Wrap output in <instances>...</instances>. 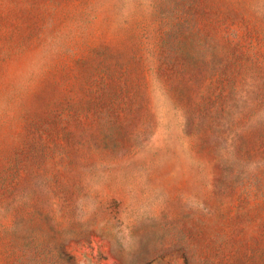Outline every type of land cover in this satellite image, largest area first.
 <instances>
[{
	"label": "rangeland",
	"instance_id": "rangeland-1",
	"mask_svg": "<svg viewBox=\"0 0 264 264\" xmlns=\"http://www.w3.org/2000/svg\"><path fill=\"white\" fill-rule=\"evenodd\" d=\"M0 264H264V0H0Z\"/></svg>",
	"mask_w": 264,
	"mask_h": 264
}]
</instances>
